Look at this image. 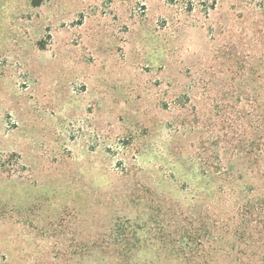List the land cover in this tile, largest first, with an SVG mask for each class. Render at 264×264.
I'll use <instances>...</instances> for the list:
<instances>
[{
  "label": "rangeland",
  "instance_id": "obj_1",
  "mask_svg": "<svg viewBox=\"0 0 264 264\" xmlns=\"http://www.w3.org/2000/svg\"><path fill=\"white\" fill-rule=\"evenodd\" d=\"M264 3L0 0V264H264Z\"/></svg>",
  "mask_w": 264,
  "mask_h": 264
},
{
  "label": "trees",
  "instance_id": "obj_2",
  "mask_svg": "<svg viewBox=\"0 0 264 264\" xmlns=\"http://www.w3.org/2000/svg\"><path fill=\"white\" fill-rule=\"evenodd\" d=\"M197 3H201L203 6L206 7V9H213L215 5V0H194ZM262 3H264V0H262ZM262 154L260 155V159L264 162V153L261 152ZM264 165V163H263ZM260 205L262 206V209H264V196L260 200Z\"/></svg>",
  "mask_w": 264,
  "mask_h": 264
}]
</instances>
